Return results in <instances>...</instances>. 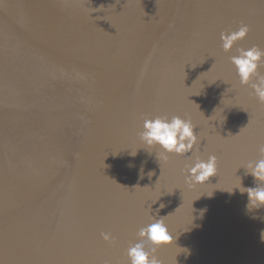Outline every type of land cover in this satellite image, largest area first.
Returning a JSON list of instances; mask_svg holds the SVG:
<instances>
[{
  "label": "water",
  "instance_id": "95a60500",
  "mask_svg": "<svg viewBox=\"0 0 264 264\" xmlns=\"http://www.w3.org/2000/svg\"><path fill=\"white\" fill-rule=\"evenodd\" d=\"M241 23L225 53L220 33ZM252 45L264 0H0V264H126L161 203L162 264H264V208L238 190L255 186L243 167L264 104L229 63ZM157 115L192 120L218 158L208 183L189 187L184 157L158 163L140 142Z\"/></svg>",
  "mask_w": 264,
  "mask_h": 264
},
{
  "label": "clouds",
  "instance_id": "9594fccd",
  "mask_svg": "<svg viewBox=\"0 0 264 264\" xmlns=\"http://www.w3.org/2000/svg\"><path fill=\"white\" fill-rule=\"evenodd\" d=\"M249 31V26L244 23H241L234 31H222L219 37L222 50L225 53L231 52L233 46L238 41L244 40ZM229 63L234 69L239 85L250 89V95L255 97L259 103L264 104V74L259 71L264 66V49L257 45L248 48L236 47L235 54L229 57ZM137 135L146 149L158 150L155 155L158 163L167 162L171 156L184 157L187 162L181 174L184 183L189 187L208 183L210 177L218 173L217 156L208 154L204 158L200 155L201 140L196 126L188 117L180 115L144 117L141 130ZM243 168L246 175L252 176L255 184L254 187L246 188L241 185L238 188L241 194H247L246 209L264 208V143L258 145V158L249 160ZM148 173H151L150 176L147 174L151 179L154 173L151 171ZM227 192L232 194L233 190ZM164 207L165 205L161 203L155 213L151 211L149 222L137 230L135 242L129 243L125 253L126 264H162L156 255L158 250L169 246L174 240L165 222V216L158 215L159 209ZM259 219L264 222V217ZM100 235L106 243H115L110 232H101ZM260 240L264 243V229L260 230Z\"/></svg>",
  "mask_w": 264,
  "mask_h": 264
}]
</instances>
